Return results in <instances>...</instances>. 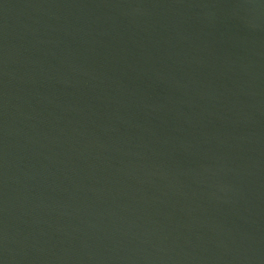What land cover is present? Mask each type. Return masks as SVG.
Segmentation results:
<instances>
[{
  "label": "water",
  "instance_id": "obj_1",
  "mask_svg": "<svg viewBox=\"0 0 264 264\" xmlns=\"http://www.w3.org/2000/svg\"><path fill=\"white\" fill-rule=\"evenodd\" d=\"M0 264H264V0H0Z\"/></svg>",
  "mask_w": 264,
  "mask_h": 264
}]
</instances>
